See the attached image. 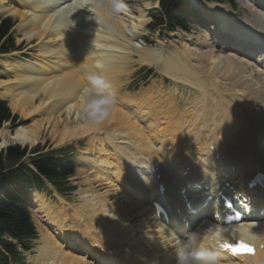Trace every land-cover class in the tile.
Segmentation results:
<instances>
[{"label": "bare ground", "instance_id": "6f19581e", "mask_svg": "<svg viewBox=\"0 0 264 264\" xmlns=\"http://www.w3.org/2000/svg\"><path fill=\"white\" fill-rule=\"evenodd\" d=\"M48 1L53 2L54 0ZM70 1L72 0H65L68 4ZM141 1H143L145 9L149 8L147 7L149 5L148 0ZM14 2L24 9H31L32 11L37 9L38 11V13L30 12L27 16L25 10L18 8L9 10L11 14L19 17L18 28L27 40L28 53L36 50L38 56L34 57L36 59L34 62L29 61V59L22 61L15 59L6 64V72L3 77H10L0 79L1 94L8 100L10 109L22 117L19 121H24L23 118H26L30 120V123L23 125L22 122L13 133L9 132L7 127H2L0 129V147L8 142L35 145L47 139H51L55 146L88 136L92 139H98L101 142L100 146H103V142L111 146L114 150L113 156L119 163L113 168H108L110 160L108 162L107 158H102L100 155L101 159L98 158L97 162L94 159L93 165H97L101 170L98 172L96 170L95 173L90 171L94 173L92 179L97 185L103 184L102 186H104L107 183L112 189L107 186L110 190H105V194H103L104 192L102 194L96 193L93 190L95 186L85 192L81 190L85 194L80 196L82 203L78 206L72 207L60 198V201L63 202L60 204L62 206L56 208L50 203H46L40 193L35 191L29 193L28 199L34 207L33 210L42 213L54 231L52 235L48 233L39 234L38 240H36V255L32 256V260L35 261V264H106L105 260L108 261L110 256L109 251L114 249L119 252L121 249L122 255H120L119 261L122 262L120 264H160L162 261L165 264H175L172 256L176 253H178V256L175 255L176 261H179L181 254L185 256V259L190 254L191 257L186 259L187 264H204L199 256V244L206 247H216L215 242L220 239V234L218 232L213 233L215 228L209 227L205 220L200 221L196 231H187L186 221H188L189 229L191 225H197L196 217H201L203 214L209 215V218L206 216L203 218L206 217L213 222L212 214L207 207L208 202L202 204L206 197L195 195L197 188L190 185L185 192L186 196L193 202L192 209L198 208V212H192L195 213L194 216L196 217L187 214L189 208L185 207V202L180 194L182 182L188 180L200 182L201 176L193 168L196 161L190 160L188 157H177L176 160H182L184 166H190L189 175L177 182V192L173 190L167 177L170 173H175L174 154L176 150H179L181 154L192 151L197 154L202 153L203 155L197 160L209 164L213 163L215 153L219 152L222 159L215 161L218 167L222 165L224 159H229L234 164L240 163L241 165L238 167L240 174L233 179L234 184L239 189L245 188L247 175L257 168L264 170V150H259V148H264V143L261 140L263 134L256 128V122L252 115L250 122H248L247 113L246 115L243 114L245 117L241 119L239 115L243 107L238 104L234 107L225 106L221 100L224 97L222 91H231L234 98L241 101L242 105L250 107V109L256 107L264 119V54L254 56V51L257 48L264 47V8L250 1L251 4L248 9L252 16L246 22L247 24L244 21H242L244 22L243 26H240L239 23L236 24L238 29L234 28V23L231 21L234 13L230 9H216L214 6L222 7L221 4H217L210 8V13L202 8L206 17L211 19L217 27L212 40L217 44H213L212 41L209 43L207 38L198 41L199 48L191 49L186 46L184 51L195 59L199 58L203 61L205 59L207 71H204L206 68L200 69L206 72L201 73L205 77V80L202 78L203 81L200 79V73H195L189 63L185 62L182 55L177 51L175 52L174 49L171 56L169 55L170 52L166 54L169 55L166 57L150 49L137 50L138 57L141 55L140 62L153 64L160 75L177 80L179 83H181L180 79L183 78V80L181 79L182 82H190L197 88L198 93L190 102L191 110H185V114L179 115L175 111L168 110L162 115L163 117H157V120L154 117L155 121H151V119H147L148 115L150 113L156 114L158 112L155 111L164 108L168 102L167 99L163 98L164 100L157 102L156 105H153L156 102L152 104L149 99V101L146 99L148 102L143 99L144 105H142L139 98L134 99L131 96L129 97L132 98L130 100L118 98L117 107L110 103H99L102 100L109 101L112 96L116 97L118 89L122 88L120 86L121 68L123 64L130 65L128 63L131 58L130 52L127 56L124 55L125 57L122 55L123 58L119 62L113 61L111 56L107 57L110 54L105 56V52L108 50L106 48L110 44L114 45L115 43L122 47L119 42L104 32L93 34L85 25L75 31L72 28L70 32L58 27V24L54 23L55 20L48 25L47 18L52 16L55 7L42 8L37 4V0H14ZM112 2V0H106V3L95 2L96 14L103 20L107 30L118 31L125 36L123 19L110 14L108 10V6ZM142 15L139 13L136 17L135 27H140L144 23ZM25 21L27 24L24 23ZM244 28H248L249 32L240 30ZM220 34L233 37L229 38L232 40L234 37H238L241 42L248 45V48H240L238 52L232 50L229 54H225L223 51L228 47V43L217 39V37L220 38ZM187 39L191 40L192 37L188 36ZM33 41L35 42L32 43ZM240 44L237 43V49ZM122 45L125 46V44ZM115 56L117 57V55ZM194 69L196 70V67ZM91 76L100 79L101 84L92 85L89 80ZM214 81H218L219 85ZM87 86L90 89L85 92ZM111 90H113V94ZM210 91L213 94L215 92L217 97L220 95L223 97L221 99L212 97L215 100L212 101L209 97ZM113 100L116 102V99ZM93 101H97V103L94 107L89 108ZM160 103L164 104L161 105ZM213 108L219 112L218 116L212 112ZM88 112H95L97 115L105 112L107 114L103 119H94L89 116ZM204 116H206V122L203 119ZM208 121L211 122L209 129L207 128ZM233 124L235 132H230ZM184 129L187 130L184 131ZM224 129L226 132L223 131ZM201 130L202 133L200 134ZM101 131L103 136H101ZM124 131L129 133L125 134ZM185 133H188L189 136H184ZM8 134L10 135L9 139H7ZM221 137L224 138V143H220L219 138ZM180 138L183 140L180 141ZM211 138L214 142L209 141ZM228 138L232 139L229 140ZM172 142H175V148L173 149L171 146L173 151L170 152L167 147L173 145ZM198 143L200 144L199 147H197ZM211 144H214L215 150L209 148ZM103 149L98 150L105 151ZM145 162L150 168L151 165L159 168L153 174L152 179L144 177V181H139L135 175H129L130 171L138 172L137 169L130 168L128 173H122L120 170L121 167L126 169L127 165L139 169L137 163L145 164ZM86 165L88 167V164ZM103 170L105 171L103 172ZM147 172V170H143L144 174ZM157 174H160L162 180L167 183L168 201L173 206L168 223L157 217L153 206L154 178ZM224 177L220 174L219 180ZM88 179H86L87 182ZM128 184L132 191L130 193L126 192L129 191L127 190ZM80 194L82 193L80 192ZM106 196H109L108 198L112 201L109 200L110 202H108ZM256 197L252 201V207L256 204L259 206L258 211H260L261 207H264V190L260 191ZM137 214H140L142 218L139 217L138 220L136 217L139 215L134 217ZM252 218L254 222L264 221V214L258 212V214H253ZM66 221L70 222L72 227ZM254 222L238 224L235 227H230L229 229L232 230L229 231L232 232L233 236H239L242 232L248 235L247 233H249L248 231ZM134 223L138 224L134 225ZM145 229V234L140 232ZM166 229L169 231L165 238L163 231ZM137 231L142 235L137 236ZM261 234H264V229L261 230ZM224 235L230 237L228 232H225ZM169 236L172 237L169 238ZM188 236L191 237L189 239L191 241L185 242ZM251 237L253 236L249 235V238L242 239L258 246L262 240L264 241V235H261L262 240L258 238L251 240ZM175 240L178 244H176L177 248L169 247L170 243L175 242ZM186 244L190 245L189 251L184 250V252L179 253L178 249ZM67 246L77 249L78 252L70 253L66 249ZM171 249L173 250L172 253L170 252ZM130 250L132 255L129 253ZM261 255L264 256V249L259 248L253 257L220 259L222 262L218 263L244 264L253 258L259 260ZM207 256H216L219 259V254L215 251L208 253ZM220 256L224 257L223 254ZM261 264L264 263L261 262Z\"/></svg>", "mask_w": 264, "mask_h": 264}, {"label": "rangeland", "instance_id": "374dc122", "mask_svg": "<svg viewBox=\"0 0 264 264\" xmlns=\"http://www.w3.org/2000/svg\"><path fill=\"white\" fill-rule=\"evenodd\" d=\"M97 1L98 2L101 1L102 3H106V0H72L69 2V4H68V2H65V0L64 1L54 0L53 2H49L48 0H37V4L40 5V7H42V8L55 7L54 8L55 12H53L54 11L53 10L52 14H51L52 16H49L48 17L49 19L47 18L48 25H50L53 20H55L54 23H56V20L61 19V20H65L70 25V28H68V27L63 28V27H61V26H63L61 24H59L57 26L61 27V29L62 28L65 29L68 32H70L72 28H73V31H75L76 29H80L82 26L85 25V26L89 27V31L93 34H99V33L104 32V33H106V35L110 36L111 38L113 37V39H115L117 42H119L122 46V47H120V45H117L114 43V45L110 44V46L106 48L108 50L105 52L106 53L105 56L110 54L107 57L111 56L110 58L113 61L114 60L118 61V62L121 61L122 58L127 56V54H129L128 52H130L131 58L129 60L131 62L128 61V63H130V65H126V64L124 65L123 64V66L121 68L122 71L120 73V77H121L120 86L122 88L118 89V91L116 93V97L112 96V98L109 100L111 105H114L117 107L118 106L117 105L118 98L130 100V99H132V98H129L130 96L133 97L134 99L139 98L141 100L142 105H144L143 103H144V100L146 101V99L147 100L149 99L150 101L149 100L148 101L151 102L152 104H153V102H156L153 105H156L157 102L163 101L164 100L163 98H165V100L167 99L168 102L167 101L166 102L168 103V106L166 103L165 104L166 106L164 108H160V110L155 111L158 113H156V114L150 113L148 115L147 119L149 118V119H151V121L152 120L155 121L154 117H156V120L158 119L157 117H159V118L163 117L162 115L165 114V111H168V110L175 111L179 115H183L186 113L187 110L188 111L191 110L190 102L192 99L195 98V96L198 95L197 88L194 85H192L190 82H188V83L182 82L183 78H181L182 80L180 79L181 83H179L177 80H172L170 78H167L165 76L160 75L158 73V71L153 67L154 66L153 64H143V62H140L141 59H139V58H141V55H140V57H138L139 54L137 53V50L143 49V48L144 49H150V50H153V52H157V54L163 55V57L164 56L166 57L169 55L171 56V54L173 53V49H174L175 52L177 51V53L182 55L185 62L189 63L190 67L193 69V71L195 73H197V72H198V74L200 73V79L203 81L202 78H204V80H205L204 75H202V74L206 73V72L202 71L203 68H206L204 71H207V63H206L205 59H204V61H203V59H199V58L195 59V58H193V56H189L188 55L189 53L186 54L184 49L186 48V46H188L191 49H194L196 47L199 48V45H198L199 40L203 41V40H206L208 38L207 41H209V43H211V41L214 38L213 36L216 33L215 30H217V27L214 23L211 22L210 19L208 20V19L202 18V14L200 12L202 10V8H204V10H207L210 12L211 11L210 8H213L212 6L217 5V3H220L222 5V7L221 6H214V7L216 9L221 8V9L225 10V9H227L226 5H228V4H226L224 2H207L205 0H189L188 1V8L186 10L188 12L187 18L190 20L192 19V21H193L190 25L191 27L189 28V32H186L184 30L177 28L174 32L168 33L165 31L160 32L159 28H155V29L148 28V23L150 22L149 14L152 11V10H150V4L154 6L156 0H148L149 5L147 7H149V8H147V9L144 8L143 3H142L143 1H141V0H113V2H112L113 4L111 3V5L108 6V10H109L110 14H112V15L114 14L119 19L120 18L123 19L122 22H123V29H124V35H125V36H123L120 34V32L118 33V31H115V32L112 31L111 32V30L106 29V27L104 26L103 20L100 18V16H98L96 14V11H95L94 4ZM76 4H78L77 10L72 11L71 7H73ZM243 6H244L243 3H236L235 4V10L232 11V12H234L233 17H235V20H231V21H232V23H234L235 29H238L236 27V22L244 21L246 23L247 21L250 20V18L252 16V13L249 11V9H248L249 12L244 11ZM19 7H20V5H18L16 2H14V0H4V1L0 0V16L9 15L16 21V24L14 26L15 42H16V45L19 46L18 51L21 50V51L16 52V53H13V52L7 53V54H1L0 53V79L1 78L7 79L10 77V76L9 77L7 76V78L3 77V74H5V72H6V64L9 61H12L15 59H17L18 61H22L23 59H29V61L34 62V61H36V59L34 57L38 56V52L36 50L31 52V53H28V47L29 46H28L27 40L24 38L23 33L18 28L19 17L11 14V12H9V10H11L13 8H18V9L23 10V11L25 10L24 12L27 14V16L30 12L35 11L34 13H38V11H37V9H33V11H32L31 9H27V8L24 9L23 7H20V8ZM70 11L73 12V15L70 13ZM138 11H140V12H138ZM139 13L143 14L142 18H143L144 23L141 24L140 27H135V22L137 21L136 17L139 15ZM209 18H210V16H209ZM26 22L27 21H25L24 23H26ZM42 24H45V22H42ZM72 24H73V26H72ZM125 24H126V26H125ZM240 30L249 32L248 28H244V29H240ZM187 34H189V35H187ZM188 36H191L192 39L188 40L187 39ZM221 38H224V36H221ZM217 39H220V38L217 37ZM216 41L218 42V40H216ZM34 42L35 41H33L32 43H34ZM212 43L214 44L215 41H212ZM122 44H125V46ZM216 44L217 43H215V45ZM34 48H36V47H34ZM243 48H247V47H243ZM161 52H162V54H161ZM223 52L225 54H229L230 52H232V48L227 47ZM224 53H223V55H225ZM166 54H169V55H166ZM115 55H117V57ZM122 55H123V57H122ZM184 55H185V57H184ZM196 61H197V63H196ZM200 64L202 65L201 67H200ZM141 65H147L146 66L147 68L152 69V72L147 74V76L145 78H144V75L146 74L145 73L146 70H142L141 73H137L139 71V68L141 67ZM194 66L196 67V70L194 69L195 68ZM200 69H202V70H200ZM165 79H170L172 81V83H171V81L166 82ZM214 82L218 83V81H214ZM218 85H219V83H218ZM86 88L90 89L89 86H87ZM1 90L2 89H0V98L6 100L7 104H8V100L6 98H4V96L1 94V92H2ZM111 92L113 94V90H111ZM222 92H223L224 97L222 95H220V97H217V94L215 92L213 94L212 91H210L209 97L211 98L212 101H215L212 99V97L217 98V99H219V98L221 99V97L226 98V99H223V98L221 99L223 101V103H225L224 104L225 106L234 107V105L238 104L240 107H243V109L241 110L242 112H240L241 114L239 115V117L241 119H244V117H245L244 115H246V113H247V119H248V122H250V120H251L250 116L252 115V118L256 122V126H257L256 128L258 130L260 129V131H259L260 133H264V119L262 118L261 113H259V111L256 107H253L252 109H250V107L242 105L241 101L234 98L233 93L231 91H222ZM215 95H216V97H215ZM150 96H151V98H148ZM231 97L234 99H232ZM113 99H116V102H114ZM148 101H146V102H148ZM163 104H161V105H163ZM215 104H217V102H215ZM188 108H190V109H188ZM226 109H228V108H226ZM9 110L11 111L12 115H15V118L11 119L7 122L2 123L0 129L5 126L8 128L9 132L13 133L15 131V129L19 125L22 124V122H23V125L24 124L27 125L30 123V120H28L26 118H23L24 121H19L22 117L18 113L13 112L10 109V107H9ZM212 112L216 116L219 115V112L216 111V109H214V108L212 109ZM165 117H167V116H165ZM203 119L206 122V120H207L206 116H204ZM208 123H207L208 124L207 128L209 129L211 122L208 121ZM203 129H205V128H203ZM146 130H148V128H146ZM186 130L187 129H184V131H186ZM202 130H201L200 134L202 133ZM216 131H217V128H216ZM223 131L226 132L225 129ZM229 131L235 132L234 124L231 126ZM108 132H110V131H108ZM124 132H125V134L129 133L127 131H124ZM103 135L104 134H102V131H101V136H103ZM9 138H10V135L8 134L7 139H9ZM228 139L230 140L232 138H228ZM222 140H224V138ZM70 143H73L76 147V151L73 153V155H74L75 160H76L77 169H76V173L73 177V180H74V184L77 186V190L75 192H73L71 195H69L67 198L61 197L54 190H52L50 194L40 193V195H42L44 197V200L46 201V203L48 202L51 204V206L53 205L56 208L62 206L60 204H62L63 202L60 201V198H62L66 202H68L72 207L73 206L75 207V206H78V204L82 203L80 196L81 195L84 196L85 193H83V192L90 190L91 188H94V186H95V188L93 190L96 193L98 192L99 194H102L103 192H104L103 194H105L106 191L110 190L109 188H111V187L109 186V184L107 185V183L104 184L105 187L102 186L103 184L97 185V183H95L94 180L92 179V174H94L96 170H97V172L101 170L100 168L97 167V165H95V164L93 165L95 160L97 162L99 159H101L100 155L102 158H107L108 162L110 160V162H109L110 166L108 168H113V167H115L114 165H116V164L119 165L117 159H115V156H113L114 150L112 149L111 146H109L107 143L104 144V142L102 143L103 146H100L99 144L101 142L98 139H96V138L92 139V138L87 136L84 138L76 139V140L69 142V143H65V144H61V145H55V146H54V143L51 142V139H47V140H45L43 142H39L35 145H28V144H22V143L18 144V143L8 142V143L4 144V146H1L0 150L3 149L5 146L18 145L20 147L25 146L27 148V151L29 152L34 147L40 148L42 150H48L50 148H56V147H60V146L66 145V144H70ZM89 144H91V145H89ZM98 149H101V150L103 149L105 151H99ZM96 155H97V157H96ZM117 155L119 156V153ZM121 162H123V161L121 160ZM86 164H88V167ZM137 165L140 167L141 163H137ZM130 168L133 170L137 169L136 171L140 170V168L138 169L136 167H132L129 165L126 166V169L121 167L120 170L122 173H128L130 171ZM90 171H93L94 173L90 172ZM104 171L105 170H103V172ZM132 174H133V172L130 171L129 175H132ZM139 174L143 176V174L141 172H139ZM89 177H91V178L88 179ZM86 179H88L89 181L87 182ZM15 185H18V184L15 183ZM107 186L109 188H107ZM49 188L52 189L51 187H49ZM97 188L100 190H98ZM80 192L82 194H80ZM108 197L109 196H106V199ZM109 200L112 201V199L108 198V202H110ZM28 206H29V210L31 213L32 220H33L34 225H35L37 232H38V237H39L40 233H46V234L48 233L49 235H52V233L54 234V231H53L52 227L50 226V222L47 221V218H45V216H43L42 213L35 211V209L33 210L34 207H33L31 202H29ZM55 207H53L54 210H56ZM136 216H138V217H136ZM134 217H136L137 219L139 217H140V219L142 218V216H140V214L134 215ZM66 223H68L69 226L72 227V224H70V222L66 221ZM136 224H138V223H134V225H136ZM244 226L246 228H248L246 225H244ZM76 230H77V228H76ZM229 230H232V229H229ZM164 231H163V233H164L163 236L165 237V236H167V232L169 231V229H166ZM137 232H138L137 236H140V234H141L140 232L145 234L144 232H146V229L142 230L140 232L139 231H137ZM246 233H247V231H246ZM247 234L248 235H246L242 232V234H239V236H244V237L249 238L250 234L249 233H247ZM190 236H188L185 239V242H187L189 239H191ZM38 237L36 240H38ZM171 237L172 236H169V238H171ZM57 239H58V237H57ZM36 240H34L32 242L31 249L24 254V256H25V259H24L25 263L24 264H35V261L32 260V258H33L32 256L36 255V252H35L36 246H37ZM251 240H255V238L251 237ZM189 241H191V240H189ZM171 243H170L169 247L173 246V248L176 249L177 245H178L177 241L175 240V242L173 241ZM186 245H184L180 249H178L179 253L184 252V250L189 251L188 247L190 245L189 244H186ZM66 249H68L70 251V253L71 252L74 253V249L70 248L69 246H67ZM172 249L170 250L171 253L173 250H175V249H173V250ZM68 250H66V251H68ZM177 254L178 253H176V254H174V256H172V260L176 262L175 264H178L177 263L178 261H176V259H177L176 256H178ZM168 255H170V254H168ZM189 257H191L190 254L187 255L186 259H188ZM257 262H258V259L253 258V259L248 260L244 264H257ZM206 263L219 264L217 260H215L214 262H206ZM160 264H165V262L162 261V262H160Z\"/></svg>", "mask_w": 264, "mask_h": 264}, {"label": "trees", "instance_id": "16d2710c", "mask_svg": "<svg viewBox=\"0 0 264 264\" xmlns=\"http://www.w3.org/2000/svg\"><path fill=\"white\" fill-rule=\"evenodd\" d=\"M178 5L179 0L160 2L166 20H171L172 26L185 27L183 20L170 13ZM153 18L158 22L163 20L159 14L153 15ZM13 24L10 17L0 18L1 53L16 49L10 33ZM9 119L10 111L6 103L0 100V127ZM73 150L71 145L47 152L35 148L30 151V156H26V148L18 145L0 150V264H10L9 257L12 261L22 258L18 246L28 250L31 240L36 237L28 207L18 188L49 193L50 184L62 196L70 194L75 190V186L68 180L75 171L74 158L69 156ZM4 236H9L17 243L7 240Z\"/></svg>", "mask_w": 264, "mask_h": 264}, {"label": "clouds", "instance_id": "9594fccd", "mask_svg": "<svg viewBox=\"0 0 264 264\" xmlns=\"http://www.w3.org/2000/svg\"><path fill=\"white\" fill-rule=\"evenodd\" d=\"M89 80L91 82L92 85L94 86H98L101 84V80L98 79L97 77L95 76H91L89 77ZM89 90L88 89H85V92H88ZM97 103V101H93L90 105H89V108H92L95 106V104ZM99 103H110V101L108 100H102V101H99ZM86 111H88V109L86 108ZM89 116L93 117L94 119H103L104 116L107 114L106 112L105 113H101L99 115H97L95 112H88ZM200 255H203V253H201ZM178 264H187V261L185 259V256L183 254H181L180 256V259L178 261Z\"/></svg>", "mask_w": 264, "mask_h": 264}, {"label": "snow or ice", "instance_id": "6c2138e0", "mask_svg": "<svg viewBox=\"0 0 264 264\" xmlns=\"http://www.w3.org/2000/svg\"><path fill=\"white\" fill-rule=\"evenodd\" d=\"M222 247H224L226 250L233 251L235 254H240L241 252L248 253V254L254 253V249L251 246L246 245L242 241L239 242V244H224L222 245Z\"/></svg>", "mask_w": 264, "mask_h": 264}]
</instances>
